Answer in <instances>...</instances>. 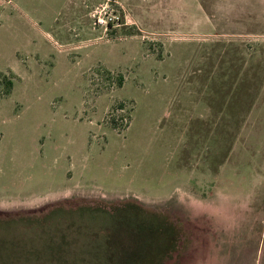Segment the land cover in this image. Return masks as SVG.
Listing matches in <instances>:
<instances>
[{
	"label": "rangeland",
	"instance_id": "1",
	"mask_svg": "<svg viewBox=\"0 0 264 264\" xmlns=\"http://www.w3.org/2000/svg\"><path fill=\"white\" fill-rule=\"evenodd\" d=\"M0 264H264V0H0Z\"/></svg>",
	"mask_w": 264,
	"mask_h": 264
},
{
	"label": "trees",
	"instance_id": "2",
	"mask_svg": "<svg viewBox=\"0 0 264 264\" xmlns=\"http://www.w3.org/2000/svg\"><path fill=\"white\" fill-rule=\"evenodd\" d=\"M121 82H122L121 79L118 80V83H121ZM111 212H113L115 214V216L117 215V217H118V218L114 219L112 222V225H115L117 227L115 228V226L114 227L111 226L112 229L121 230V231L125 230L126 228L131 229V232L129 231V233L131 235L130 236L128 235V237H129V242L132 244V251H131L132 253H135V252L140 253V251L138 249H141L142 247L144 249H146L147 247L150 246V244H153L152 242H154V240L158 236L153 235L152 233L156 232L157 230L160 231L163 228V226L158 225L157 222L155 223V225L154 224L152 225V223L150 221H147V220L145 222H143V220L135 219V220H133V222H128L127 219L125 218L126 215L124 213V209H122V208L121 209H114ZM134 233H135V235H132ZM116 236L118 237L119 235H116ZM123 246L127 247V245H123ZM124 251H126V250H123L122 253Z\"/></svg>",
	"mask_w": 264,
	"mask_h": 264
},
{
	"label": "built area",
	"instance_id": "3",
	"mask_svg": "<svg viewBox=\"0 0 264 264\" xmlns=\"http://www.w3.org/2000/svg\"><path fill=\"white\" fill-rule=\"evenodd\" d=\"M117 19V18H116ZM98 22H102L103 20L99 19V17H97ZM111 20H114L113 17L109 16L108 19L106 20V25H108L109 23L113 22ZM118 21H116L117 23ZM114 23V22H113Z\"/></svg>",
	"mask_w": 264,
	"mask_h": 264
}]
</instances>
